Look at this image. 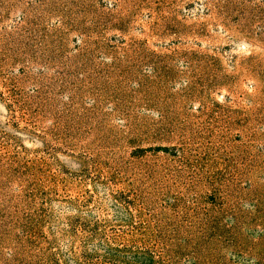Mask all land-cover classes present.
I'll return each mask as SVG.
<instances>
[{"label":"rangeland","instance_id":"obj_1","mask_svg":"<svg viewBox=\"0 0 264 264\" xmlns=\"http://www.w3.org/2000/svg\"><path fill=\"white\" fill-rule=\"evenodd\" d=\"M0 264H264V0H0Z\"/></svg>","mask_w":264,"mask_h":264}]
</instances>
